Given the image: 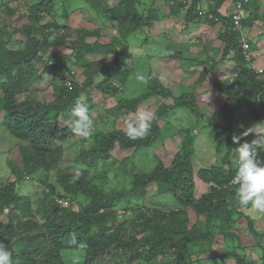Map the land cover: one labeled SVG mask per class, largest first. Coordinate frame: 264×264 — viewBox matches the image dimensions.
<instances>
[{"label": "trees", "instance_id": "trees-1", "mask_svg": "<svg viewBox=\"0 0 264 264\" xmlns=\"http://www.w3.org/2000/svg\"><path fill=\"white\" fill-rule=\"evenodd\" d=\"M56 1L63 2L62 22L57 21L54 16ZM76 1L78 0H36L28 6L24 25L20 28L0 27L1 123L12 136L23 142L19 151L21 165L14 164L15 176L0 186V215H6L4 222L0 221V243L12 250V264H64L62 254L66 251H76L81 255L78 264H108V261L109 264H221V257L234 258L235 264H258L257 261L247 262L246 255L239 253L243 247L240 244L234 245L238 236L232 229L236 228V223L241 218L253 233L260 251V263L264 264V232L256 229L255 220L240 210L234 198L235 186L230 184L236 174V165L232 158H227V153L231 155L234 147L232 137L227 136L221 142V145L227 144L224 158L210 169L197 170L200 181L211 184L208 198L202 196L203 199L198 200L194 193L196 182L192 175L197 165L192 160L195 135L191 129L179 130L183 137L169 167L158 157L156 165L149 172L133 173L129 188L125 185L107 186L106 170L99 172L101 161L110 158L111 151L117 146L120 149H140L155 141L163 128L159 124L160 120L171 110L185 107L197 117L203 115L194 90L184 91L175 96L169 105L159 106L154 112L155 118L151 121L150 130L143 139L129 140L125 135L126 129L121 128L94 131L90 136L92 142L78 147L72 158L73 164H77V170L81 173L80 179L75 183L71 181L76 170L56 169L62 189L47 181V171L51 166H58L61 154L63 155V147L59 142H63L69 135L74 136L70 131L73 119L71 109L82 94L87 97L89 110L91 109L92 100L88 88L93 84L94 75L102 67L108 73L94 86L101 93L118 98V107L110 110L113 113L134 111L138 104L156 95L171 96L169 88L164 87L158 79H152L148 89L137 98L119 96L128 68L136 65L134 62L127 65L128 47L123 41L143 24L151 26L152 22L157 21V13H140L139 0H119L112 8L107 4H100L103 0H83L94 12L106 11L110 17L119 16L127 23V27L120 31L121 36H112L109 43L101 44L98 41H87L92 36L99 37L96 30L78 28L75 36L66 32L69 29L65 22L70 9H75L72 5H76ZM225 1L217 0L216 4L220 5ZM92 2L100 8H94ZM167 2L170 6L169 13L172 14L179 13L187 6L182 0ZM196 2L197 0H192L188 9L186 8L185 16L189 21L199 15L195 8ZM4 8L9 16L16 13L15 8L7 5ZM245 9L253 10L254 13L243 20L245 25L252 26L254 20L259 18L264 20L251 1L245 5ZM43 14L50 15L51 20L41 24ZM221 19L224 29L219 34L223 44L218 58L220 61L217 62L212 57L206 60L207 66L202 69L195 85L203 83L212 74L216 90L223 96L226 95L227 99L219 109L213 111V117L223 113L231 118L236 110L247 105L255 119L264 121V73L258 74L246 64L237 35L229 29V19L224 16ZM28 22L41 25L33 26ZM62 29L67 30L63 32ZM54 31L58 32L57 35H53ZM17 33L24 37L21 47L11 41ZM67 45L71 46L73 56L57 53L49 58L54 71L48 81L53 98L47 100L42 95H36L35 86L44 81L42 68L38 67V63L43 62L40 53L52 47L66 48ZM115 45L122 47L111 62L88 59L89 54L113 51ZM230 50L234 51L233 61L238 72L232 82L218 79L214 75L215 69ZM169 52L170 56L180 57L175 50ZM72 57L83 67L85 78L82 82L72 80L69 87L56 73L64 71L68 59ZM115 80L117 82H113ZM59 117L69 121L66 127L58 123ZM129 157L126 156L119 164L124 173L133 172V166L127 169L131 159ZM261 158L264 161V155ZM38 171L44 175L38 176ZM25 174L45 185L42 199L37 200V213L33 211L32 197L19 192L18 181L24 179ZM165 194L176 200V207H151L143 202L145 198H162ZM58 198L67 199L69 204H59ZM74 205H77V209L73 208ZM189 207L198 215H203L204 219L189 225L186 215ZM5 208H8L6 213ZM120 210L129 212L132 216L120 220ZM73 233L87 245L86 248L69 245L68 240ZM217 233L221 234L223 241H228V245L223 246V251L215 250L212 253V240ZM219 252L222 255L217 256ZM207 253L215 255L207 258Z\"/></svg>", "mask_w": 264, "mask_h": 264}, {"label": "rangeland", "instance_id": "rangeland-1", "mask_svg": "<svg viewBox=\"0 0 264 264\" xmlns=\"http://www.w3.org/2000/svg\"><path fill=\"white\" fill-rule=\"evenodd\" d=\"M36 0H0V27L5 28H20L26 22L28 6ZM139 12L143 14H147L150 8H156L159 12L157 13L159 18L157 17V23H154V28L142 26L138 31L129 34L126 36L125 44L129 47V57L127 61L129 63H136L133 65L132 72L129 73L127 83L125 86L123 85L119 90L120 95L125 98H137L144 94V92L148 89V84L141 83L137 76L143 74L145 76H150L153 73L155 74L154 78H157L159 82L164 86L169 88L170 97L166 96H153L146 101L138 104L134 111H128L125 114V117L121 119L108 118V120L101 122L99 116L104 114V108H107L111 104L115 103V99L106 97L104 100L100 92L97 89H92L91 94L93 96H98L99 98H95L98 100L97 108L92 110V116H94L93 120L95 129L106 128V130H114L113 128H121L126 129V121L129 117L134 118L135 114L138 110H150L155 112L158 110L159 106L163 104L169 105L172 103L173 98L175 96H179L181 93L190 92L194 90L197 93V103L200 106L201 112L203 115L197 117L190 110L185 107H180L177 109H173L170 111L167 116L164 117L163 121H168V125L165 127L162 124L163 128L161 129V133L159 138L155 142H151L147 147L142 149L133 150L130 149H120L118 146L111 151V157L101 161L99 164V172L102 170H106L105 183L107 186H126L129 188L130 180L132 179V175L134 172L142 171L149 172L157 162L156 158H161L167 167L170 166L174 153L179 150L180 145V135L176 134L178 129L185 128L195 130V140L193 145V158L195 165L198 163L199 167L195 169L197 171L199 168H211L214 165V161L217 158V161L221 160L226 154V146L224 143L221 145V142L227 138V136L232 137L233 134H238L242 131L239 128V125L243 124L245 127H249L256 122H260V120H256L254 117H251L247 112L246 107H241L239 110H236L231 118H229L226 114L220 113L216 115V117L212 116L211 111L208 112V108H217L219 103H217V98L211 95L209 96V89L213 88V81L211 76L206 77V80L201 84H196L199 76L201 75L202 69L206 66V59L211 55L215 60H219L218 56L220 55L219 50L221 49V41L219 40L220 34V25L219 24H210L202 18L198 22H192L191 24H187V22L183 18V14L179 16L170 15V6L167 2L168 0H139ZM118 1L117 0H103L100 1V4H107L112 8ZM261 8L258 11L260 17H264V0L259 1ZM76 5H72L74 7L78 6V9L72 10L70 9V22L73 27L85 25V28L88 31L99 30L100 40L102 42H110L112 36L115 34H119V31L124 30L123 27H127V23L124 19H121L119 16L109 17L106 12L92 10V7L84 2L76 1ZM118 4V3H117ZM7 5L8 7H12L16 9V13L13 16H9L6 12V9L3 7ZM68 3L65 5L67 6ZM94 8L99 9L96 3L91 4ZM230 4L226 1L225 6H229ZM54 16L57 21H63V2L56 1ZM159 7V9L157 8ZM146 8V9H144ZM257 9V8H255ZM258 10V9H257ZM255 12V11H254ZM250 14H254L253 10H248L246 12V16ZM70 15V14H69ZM68 15V16H69ZM41 24H44L51 20L50 15L43 14L41 15ZM68 19V20H69ZM168 21V23H167ZM68 22V21H67ZM33 26H39L40 23L28 22ZM167 23V24H166ZM27 24V23H26ZM122 24L124 25L122 27ZM70 25H67V28ZM151 28V29H150ZM250 35L254 36V40L257 41V45L252 46V50L257 49L258 40L259 41V51H257V64H260L261 57H264V20L262 18L254 20V25L247 26L244 29ZM75 32L71 31V35L75 36ZM96 40L95 37H93ZM99 38V37H98ZM12 42H15L16 46H23L24 37L20 36L18 33L15 34L11 38ZM255 41V43H256ZM68 46V47H67ZM67 49L64 47H59L57 51H65L66 53L70 52V45H67ZM175 50L180 53V57L170 56L166 53L169 51ZM42 63V62H41ZM38 64V67L42 68V77L44 81L41 84L35 86L34 93L39 96H44L47 100H51L53 97L51 96V89H49L48 81L52 78L54 71L52 68H43V66ZM133 63V64H134ZM79 66V65H75ZM81 67V66H80ZM75 67L78 72V80L83 81L85 78V74L81 73V68ZM153 71V73L151 72ZM236 73L231 62H222L218 69H216L215 74L218 78L228 79L229 77H233ZM60 74V73H56ZM163 75L164 80L161 81L159 76ZM58 76V75H57ZM104 75L100 74L95 77V80L103 79ZM195 85V86H194ZM211 94V93H210ZM1 95V93H0ZM118 101V100H117ZM102 102L105 105H100ZM2 110L0 109V121L3 117ZM206 116H208L206 118ZM111 120V121H109ZM214 122V123H213ZM58 123L62 126H67L69 121L58 118ZM211 123V125H209ZM234 131V133L232 132ZM4 129L3 125L0 124V186L4 183L10 181L12 176L14 175L12 166L10 165V161L15 163L16 165H21L19 151L21 145L18 143V139L14 141L8 140V133ZM233 133V134H232ZM249 138L254 139V135H249ZM13 138V137H11ZM247 139V137L243 138ZM242 140V141H243ZM248 140V139H247ZM17 141V142H16ZM249 141V140H248ZM92 142V138L88 137L84 139L83 137L76 136H67L63 140V142H59L63 147V155L61 154V158L58 161V166H51V168L47 171L48 179L47 181L54 187L61 188L57 179V171L56 169L61 170H77V164H73L72 158L76 153V149L82 145L87 146ZM20 147H19V146ZM219 146V152L216 153V148ZM237 145L234 144L232 149L236 148ZM232 152V150H231ZM261 157L264 155V151L258 150ZM156 155V156H155ZM129 157V162L127 169H130V166H133V172L124 173L120 169V162L126 157ZM231 155L227 153V158H231ZM198 161V162H197ZM38 176H43L41 171H38ZM15 176V175H14ZM19 192L23 195H30L33 199V211L37 213V205L39 199H42L43 195V186L42 183L36 178H24L18 181ZM205 187V185H204ZM204 187L198 186L196 188V196L200 197V194L205 191ZM151 189L152 187L149 186ZM151 190H149L150 194ZM159 200V201H158ZM145 205H149L151 207H162V208H171L176 207V200L167 196L166 194L162 196V198H145L143 200ZM175 204V205H174ZM74 209H77V205L73 206ZM41 211V209H39ZM242 210L245 214L249 215L247 210ZM123 210L119 211V219L124 220L129 216H132L129 212H125ZM187 218L188 224L191 225L196 221H200L204 219L203 215H198L192 208H188L187 210ZM252 219L255 220V227L261 232H264V216H254L249 215ZM4 214L0 215V221L4 222ZM40 215L38 214V218ZM217 231V230H216ZM215 231V232H216ZM233 232L236 233L238 239L234 242V245L242 246L244 249H240V254L246 255V261H257L260 263L259 257L260 252L256 248L255 240L253 237V233L247 229V223L242 218L238 220L236 223V228L232 229ZM221 234H216L212 241V253L215 250L223 251V246L228 245V241H223V237ZM217 253V256L222 255L221 253ZM215 254L207 253L205 256L207 258L213 257ZM62 258L64 260V264H78L80 262V254L76 251H66L62 254ZM221 259V264H235L234 258L225 257ZM110 261L107 263L109 264ZM197 264V263H194Z\"/></svg>", "mask_w": 264, "mask_h": 264}, {"label": "clouds", "instance_id": "clouds-1", "mask_svg": "<svg viewBox=\"0 0 264 264\" xmlns=\"http://www.w3.org/2000/svg\"><path fill=\"white\" fill-rule=\"evenodd\" d=\"M117 1H118L117 3H119V0H117ZM182 1L187 6L185 8H183L182 11H180L179 13H175V14L170 13V15L179 16L180 14H183V18L187 22V24H191L192 22L196 23L199 20H202V18H205V20H207V22L210 23V24H219L221 31L224 29V26L222 25L221 17L224 16V17L228 18L229 20H227V21L229 22V29L235 31V33L237 35V42H238V44L240 46V49H241V52L243 54V57H244V60H245L246 64L249 65L251 68H253L258 74L264 73V57H261L260 64H257L255 62V61H257V58H258L257 50H259L258 47H259V41L260 40H258L257 49L252 50V46L253 45H257V41L256 40L251 41L249 34L244 31V29L247 27V25H245L244 22H243V20L246 17H249V15H250L249 14L248 16H246V12L248 10L245 9V5L251 1L255 5V8L258 9L257 10V12H258L260 10V8H261V5L259 3L260 0H257V1L256 0H226L230 4L228 7L225 6V2L226 1L223 2L220 5H217L216 4L217 0H197V2L195 4V8L198 11L199 15L192 21L191 20L189 21L186 18V16H185V14L187 12V9H188L187 7L192 3V0H182ZM171 3H172V1H171ZM238 3H241V7L239 8L240 9L239 10L240 11L239 12L240 16L238 18V21L236 22L235 19H234L233 11H234V9H236V6H237ZM116 4L114 6H116ZM257 5H258V7H257ZM157 8L159 9V7H157ZM76 9H78V7H75L74 10H76ZM150 9L152 11L156 12V13L159 12L156 8L152 7ZM138 10H139V8H138ZM72 13H75V12H72ZM72 13H70V15L67 17L66 22H65L67 25H70L71 28L69 30L66 29L67 31L62 29L63 32L66 31L67 33L69 32V34H71V31L75 32V30L78 29V28H83V27L85 28V25L76 26V27L72 26V24L70 22V19H69ZM106 14H107V12H106ZM108 16L110 17V14ZM156 16L158 17L159 15L156 14ZM224 20L225 19H223V21ZM154 23H157V21L152 22L151 26H153ZM167 23H168V21H167ZM70 26H68V27H70ZM123 26L124 25L122 24V27ZM142 26H146L147 27V25H145V24H143ZM151 26H148V27H151ZM154 26L151 27V28H154ZM139 29H137V31ZM62 30H60V32H62ZM96 31L100 32L99 30H96ZM221 31H220V33H221ZM57 33H58L57 31H54L53 35H57ZM247 34H248L249 37L247 36ZM113 36H121L120 35V31H119L118 35L114 34ZM93 37H95L96 40H94ZM219 40L221 41L220 38H219ZM87 41H90V42L98 41L101 44L109 43V42H102L100 40V36H99V38L96 37V36H92V37L88 38ZM125 41H126V39H124V41H123L124 45H126ZM255 41H256V43H255ZM244 43L247 44L246 47H244ZM221 46H223L222 41H221ZM121 47L122 46L115 45L114 50L109 52V53L99 52V53L89 54L88 55L89 56L88 59L95 60L94 55L98 54L99 55L98 56L99 60H101L104 63H109V62H111L114 59L115 55L118 52H120ZM57 48H59V47H52L50 49H47L46 52H41L40 53V55H41L40 57L42 59L41 61H43L41 63V65L43 67H46V68H49V69L51 67H53V63H52V61L49 58L51 56L57 54V53L66 54L68 56H73L72 55V48H70V52L69 53H66L65 51H57L56 50ZM65 49H67V47ZM221 49L219 50L220 55H221V52H222ZM128 51H129V47H128ZM171 51H174V50H171ZM166 54L170 55L171 53L169 52V53H166ZM101 55H102V58H100ZM220 55L218 56V58L220 57ZM129 56L130 55H129V52H128V57ZM179 56H180V53H179ZM233 56H234V51L230 50V52H228L226 54L224 59L221 60V62L219 63V66H220V64L222 62H231V64L233 65L234 69L236 70L235 63L233 61ZM104 57H106V58H104ZM210 57H211V55H209V57L206 60L210 59ZM261 61H263V62H261ZM126 63L129 66L130 63L128 61ZM75 65H79V64L76 63L75 60L72 57V58L68 59L64 71L58 72L60 74H57L58 77L61 80H63L64 84L69 86V87L71 86L72 80H77L78 82H82V81L78 80V72L75 69V67H80L81 65H79V66H75ZM218 67H217V69H218ZM80 68H81V73L84 74L83 67L81 66ZM132 68L133 67H131V68L129 67L128 71L126 72L127 73V78H126L125 82L123 83L124 86L127 83V79H128L129 73L133 71ZM215 71H216V69H215ZM215 71H214V75L217 77V75L215 74ZM151 72L153 73V71H151ZM107 73H108L107 69L102 67L100 72L94 75L93 84L88 88L89 97L92 100V107H91L90 110H89V104L87 102V97L84 96L83 94H82V96H80L76 100L75 105L72 107L70 115H71V117H73V119L71 121L70 131H71V133L74 136L88 138V137H90L93 134L94 131H97V130H100V131H103V132L104 131H111V130H106V128L95 129L94 121H96V120H93L95 118H93L94 116H92V110L94 108H97V106L99 105L98 104V100L99 99H97V100L95 99V98H99V97L97 95L93 96L91 94L92 89L94 90V88H95L94 84L97 83V81L95 80V77L97 75H100V74L104 75V74H107ZM237 73L238 72L236 70V73H235V75L232 78L229 77L228 79H224V80L228 81V82H232L234 80V78L236 77ZM211 75H208V76H211ZM154 76H155L154 73L152 75H150V76H145L143 74H140V75L137 76V79L141 83L146 85V84H148L149 80L151 81L152 79H157V78H154ZM211 78H212V81H213V88H212V90L209 89L208 91L211 93V95H213L214 97L217 98V103L220 102L219 106L217 108H208L207 107L208 112H210L209 110H212L211 113H213V111L219 109V107L221 106L222 102H224L227 99V97H226V95L223 96L220 92H218L216 90L213 77L211 76ZM159 79L161 81H163L164 80V76L163 75L159 76ZM218 79H221V78H218ZM221 80H223V79H221ZM98 81H100V79ZM113 82H117V81L115 80ZM95 89H97V88H95ZM98 92H100V91L98 90ZM84 93L86 94V92H84ZM101 94L105 95V97H103L104 100L106 99V97H108V99L114 97L113 99H115V103L111 104L107 108H104V114L99 116V119H101V122H104V121L108 120V118H111V120H112V118H115V121H116L117 119H121V118L125 117V114L127 112L126 113L121 112V114L120 113L116 114V113H113V112L110 111L115 106L118 107V105H117L118 98H116L115 96H108L107 94H103V93H101ZM158 96H160V95H158ZM196 96H198L197 93H196ZM100 105H105V104L100 102ZM241 107H246L247 112L249 113V115H251L250 112L248 111V106L247 105H243ZM178 108H180V107H178ZM175 109H177V108H175ZM171 111H173V110H171ZM251 117H253V116L251 115ZM154 118H155V113L154 112H152L150 110H147V109L138 110L136 112L134 118L129 117L128 120L126 121V132H125V135L128 137L129 140H138V139L145 138L147 136L149 130H150L151 121ZM111 120H109V121H111ZM168 123H169L168 121H163V119H161L160 122H159V124L161 126H162V124H164L165 127L168 125ZM0 124L3 125L1 123V121H0ZM3 127L7 131L6 133H8L7 137H8L9 141H14L15 139H17V138H15L14 136H12L9 133V131L6 129V127L4 125H3ZM115 128L116 127H114L113 129H115ZM239 128H241L242 131H240L238 134H233L234 131L232 130V132H233L232 133L233 134L232 135V141H233L234 144L237 145V147L232 149L231 158H232L233 163L236 165V174L230 180V184L232 186H235V197L234 198L237 201V205H238V207L240 209L247 210L249 215L264 216V161L260 160L262 158H261L260 153L258 152V150L264 151V121L256 122V123L252 124L249 127H245L243 124H241V125H239ZM184 129L185 128H180V129H178L176 131V132H178L176 134L180 135V141H181V138L183 137L181 131L184 130ZM179 130H181V131H179ZM192 132H193V134H195V130H193ZM250 134L254 135L255 138L251 140V138L248 137ZM11 137H13V138H11ZM245 137H247V139L249 141L247 139L243 140V138H245ZM158 138L159 137L155 138L154 140L156 141ZM18 141H20V140H18ZM155 141H152V142H155ZM22 143L23 142L20 141L18 144L22 145ZM140 149H142V148H140ZM133 150H138V149H133ZM218 152H219V149L216 148V153H218ZM156 159H158V158H156ZM159 159H161V158H159ZM216 162H217V158L215 159L214 164ZM9 163L12 166V169H13V165L15 163H13L11 161ZM196 165H197L196 167L198 168L199 164L197 163ZM223 167L227 168V165L223 164ZM206 169H210V168L206 167ZM80 175H81L80 171L76 170L74 172V174L72 175V177H71V181L73 183H75L77 180L80 179ZM192 177H193V180L195 179V182H196L195 192H194L195 196H196V188L198 186L204 187V185H205V187H204L205 191L200 194V197L196 196V199L199 200V199L202 198V196L203 197L207 196V198L210 197L209 190H210L211 184L210 183L209 184L208 183H204L202 180L200 181L199 175H197V171H194ZM24 178L28 179V178H30V176L25 174ZM59 200H66L67 202H66V204H63ZM57 202L59 204H61V205H64V206H67L69 204L68 200L65 199V198H58ZM4 212L5 213L8 212V208H5ZM254 223H255V221H254ZM247 229H248V226H247ZM68 243H69L70 246H77V247H79L81 249L87 247V245L83 241H79L78 240V238L76 237V235L74 233L70 235ZM254 245L256 246V243ZM256 248H257V246H256ZM258 251H259V249H258ZM12 255H13L12 250L9 249L5 244L0 243V264H12Z\"/></svg>", "mask_w": 264, "mask_h": 264}, {"label": "built area", "instance_id": "built-area-1", "mask_svg": "<svg viewBox=\"0 0 264 264\" xmlns=\"http://www.w3.org/2000/svg\"><path fill=\"white\" fill-rule=\"evenodd\" d=\"M241 7V3H238L237 4V6H236V9H234V11H233V15H234V19H235V21L237 22L238 21V18H239V16H240V14H239V8ZM247 46V44L246 43H244V47H246ZM61 203H63V204H66V200H59Z\"/></svg>", "mask_w": 264, "mask_h": 264}, {"label": "crops", "instance_id": "crops-1", "mask_svg": "<svg viewBox=\"0 0 264 264\" xmlns=\"http://www.w3.org/2000/svg\"><path fill=\"white\" fill-rule=\"evenodd\" d=\"M247 36H248V34H247ZM248 37H249V36H248ZM250 39H251V41H253V40H254V36L250 35ZM257 51H259V50H257ZM98 56H99L98 54H95V55H94V57L97 58V59H98ZM100 58H102V55H101ZM104 58H106V57H104ZM261 62H263V61H261Z\"/></svg>", "mask_w": 264, "mask_h": 264}]
</instances>
